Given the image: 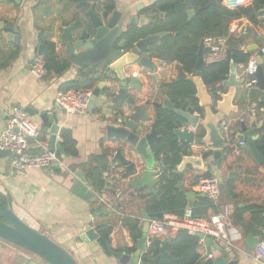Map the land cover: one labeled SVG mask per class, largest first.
Segmentation results:
<instances>
[{"label":"crops","instance_id":"crops-1","mask_svg":"<svg viewBox=\"0 0 264 264\" xmlns=\"http://www.w3.org/2000/svg\"><path fill=\"white\" fill-rule=\"evenodd\" d=\"M86 1L92 3L93 6L97 5L100 10H103L104 6L109 4L108 6L112 10L117 9L123 12L125 18L123 28L125 31L130 29L128 27L130 22L136 18H138V21L141 18L148 19L150 24L154 18L162 19L161 14L153 16L154 18L146 14V9L158 0ZM76 2L75 0H20V3H17L15 1L4 2L0 0V133L6 126L9 114L14 106H19L24 110L32 108L40 111V113L49 112L51 117H55L59 127L58 142L61 132L68 129L72 132L78 148L77 157L71 160L61 159L59 163L50 169H31L25 175H19L13 171L10 165V156H0V194L9 198L13 212L25 224L41 234L48 235L50 239L69 252L78 264H120L116 259L106 257L99 245L85 239L84 235L87 228L91 226L98 233V228L101 226L111 227L112 231L109 237L111 248L116 252L133 254L137 250L138 242L134 243L129 230L123 225V220H139L143 229L145 220L142 218V213L147 212L146 202L151 194L148 187L130 186L133 179L139 177V173L144 171V163L139 156L131 153L132 149L125 141L108 138L107 126L112 124L114 116L106 114L105 105L101 110L87 111L84 114H69L62 113V110L55 103L57 95L63 92L62 87L64 84L82 80L84 75L91 71L90 69L78 68L69 62L65 52V44L61 40L63 30L76 22L78 17H83L80 9L76 6ZM187 9L188 11L194 10L193 5L187 7ZM7 23H13L15 30L18 31L19 38L17 41L15 40L16 36L10 40L7 39V31L4 28ZM227 37L229 41L240 40V50L252 53V58L260 63L259 57L261 56V48L264 45V17L262 23L258 26L253 25L246 18L234 20L230 24ZM49 43L55 45L58 59L68 61L70 68L60 75L48 74L43 79H37L32 75L31 67L36 57H42L38 55V48L41 44L47 46L49 54ZM205 55L206 48H204V57ZM147 57L154 62L157 61L150 55ZM174 67L175 69L162 63V66L157 69L155 78L151 72L144 71L134 65L129 66L127 69L129 75L140 74L138 76L142 91L130 90V95L136 98V107L148 106L146 114L149 121L145 125L149 131L156 119L153 103L157 100L162 103L164 98L160 99L159 97V86L161 83L175 79L178 71L176 66ZM235 69L237 71L236 80H244L245 82L236 88L232 103L234 111L226 115L222 123L227 124L229 127L227 134H224L227 146L234 140L236 147H242L240 142L236 140V136L241 132V123H245L248 130L252 129L250 126L253 118L251 109L255 103L258 104L257 100L261 101L264 92L257 86L247 89L245 85L248 80L247 75L244 70L239 68V65H235ZM94 72H96V76L100 73L103 74L102 82L105 83L106 88H109L113 94L118 93L119 82L108 68H101L100 70H94ZM108 73H111L112 76H109ZM100 82L98 81V84ZM224 87L227 93L230 88L225 85ZM207 91L209 92L208 89ZM107 104H111L110 101ZM121 107L124 115L129 116L132 111L131 108L125 103H122ZM115 109H113V112H116ZM27 116L40 127L41 132H44V141L40 139L31 141V151L42 153L48 146L50 131L42 127L38 115L31 117L27 114ZM257 119L256 134L261 130V123H264V113L259 105ZM188 127L189 130H194L192 126L188 125ZM195 132L202 133L198 129H195ZM118 151H121L129 161L137 160L138 168L136 176L128 178L123 177L126 169L121 168L116 171L114 183L103 188H107L111 194L118 190L122 192V197L116 202V206L108 207L99 203L96 195L103 189L95 191L88 181H86V185L93 193L90 201H85L73 192V187L78 181L75 174L82 171L78 169L73 172L71 165L81 166L87 164L91 157L103 154H108L109 158L113 156L116 158ZM222 158L223 161L219 164L218 161L214 160L212 152V155L208 158H203L204 162L209 164L208 166L205 165L202 171L187 168L182 180L183 184L179 188L192 189L191 191L200 194L197 189L198 184L193 186V182L198 176L210 171L212 176L220 179V197L214 202L211 200L218 211L210 209L207 217L203 218L207 221L222 213L225 207L233 206L234 213L237 208L244 209L246 207L244 201L235 203L226 191V182L230 172L224 152ZM113 164L118 166V163ZM161 170L163 169L158 168L154 172L160 173ZM262 176L261 170H258L256 174L251 169H241L237 187L242 191L241 194L245 196L242 200L249 201V203L264 200V179ZM153 180L157 181L158 176H154ZM157 188L158 184L155 186L156 190ZM204 198L208 197L205 196ZM201 199L198 197L195 199L193 208L200 203ZM100 205L103 206V212L96 213L95 209ZM187 209L191 208L188 207ZM234 213L226 219L224 238L219 243L227 252L228 261H235L237 264H264V262L256 259L255 254L258 243L263 240L254 234L246 233L245 230V225L251 221V215L246 213L243 217L244 223H238L234 219ZM168 231L169 235L167 237L157 238L165 240L174 237L178 230L168 228ZM249 235H252L258 241L256 247L251 251L247 249ZM149 241L148 235V248L150 246ZM199 254L201 256L200 264L210 259L215 260L220 256L218 252H214L210 247H207L204 242L200 244ZM0 264L47 263L24 249L0 240Z\"/></svg>","mask_w":264,"mask_h":264},{"label":"water","instance_id":"water-1","mask_svg":"<svg viewBox=\"0 0 264 264\" xmlns=\"http://www.w3.org/2000/svg\"><path fill=\"white\" fill-rule=\"evenodd\" d=\"M4 2L15 1L20 3V0H3ZM76 6L80 9L83 17H78L77 21L72 23L69 27L63 30L61 40L65 44V52L68 56L69 62L83 69L100 70L101 68H108L117 78L119 82V89L117 94L112 96L103 95V91L106 89L105 83L102 82L103 74H98L96 79L101 81L97 87L93 90V97L88 106V112L94 110H101L104 105L106 107V114L114 118L112 124L107 126V136L109 139H118L125 141L132 149L131 153L139 156L144 163V171H141L139 177L133 179L130 186L132 187H148L150 194H156L157 190L155 186L159 183V180L154 181L153 177L158 176L159 172H154L155 169H163L166 164V158L162 161H157L155 154L151 148L153 144L159 142L162 136L159 135L157 127V119L150 127V131L146 128V123L149 121V117L146 114L147 105L136 107V98L130 95V90L142 91V85L140 83L139 76L134 77L129 75L127 69L129 66H137L144 71H149L156 77L157 69L162 66V62L152 61L149 57L150 48L153 45L160 44L161 40L169 35L167 32H163L157 35H151L146 38L140 39L133 45H130L127 41L126 34L129 31H125L123 28V21L125 20L123 12L117 9H110L104 6L103 10L97 8V5H92L86 0H75ZM116 2L117 0H113ZM216 2V0H210ZM194 0H185L187 7L193 5ZM194 10L188 11V15L194 16ZM154 18L153 16H151ZM164 15L161 14V18ZM154 20V19H153ZM152 20V21H153ZM151 21V20H150ZM151 21V22H152ZM138 24V26H137ZM148 19L138 18L130 22L129 28L137 27L142 29L149 26ZM7 31V39H12L14 36L17 41L18 31L15 30L13 23H7L4 27ZM204 41L200 43L198 60L196 64V74L188 76L183 67L176 63L178 74L175 77L177 81H192L197 88V99L199 105L204 110V115L192 114L187 111H182L176 108V105L168 97L163 100V107L169 112H174L183 118L186 122V126L178 129H174L173 133L178 138L181 146L186 147V154L182 155L181 163L177 168V175L180 179L177 188H180L183 184L184 173L187 168H192L195 171H202L204 166L209 163L204 162L203 158L193 153L192 147L194 145H203L209 151L213 152L214 160L219 164L223 161V152L227 149V141L221 129V124L224 121L226 115L234 111L233 98L236 88L244 84V80L237 81V71L235 65L231 66V73L224 85L229 87V91L226 93H219V99L214 100L213 96L207 91V87L204 85L201 72L205 68L204 62ZM38 55L42 57L48 56V48L46 45L41 44L38 48ZM260 63L258 72L256 74L257 87L264 92V68L263 57H259ZM110 101L111 104H107ZM261 104L264 105V95L261 98ZM122 103L127 104L131 108L129 116L119 113L122 111ZM59 108V107H58ZM116 108V112L113 109ZM60 109V108H59ZM62 110V109H61ZM25 112L34 117L39 116L42 127L50 131V139L48 142V149L51 152L57 153L63 160H71L72 157L65 154L60 143L57 141L59 134V127L56 123L54 116H50L49 112L40 113V111L27 108ZM264 113V107L262 108ZM62 113H66L62 110ZM114 113V114H113ZM127 119V120H126ZM188 125L192 126L194 130H189ZM251 130H248L245 123H241V132L236 136V140L240 143H244L243 150L249 151L257 163L264 167V157L258 150L256 143L259 136L256 134V128H258V119L253 117L250 123ZM264 128V123H261L260 129ZM198 129L203 133L198 134L195 132ZM0 156H10L9 152L1 151ZM116 159L120 161L122 165H125L124 178L134 177L137 174V164L135 162L126 159L125 155L118 151L116 153ZM76 177L78 181L73 187V192L85 201L92 199L93 193L86 185V179L82 172H77ZM188 199V207L193 208L195 199L204 198V194H197L193 191L185 193ZM214 202V200H212ZM96 213L103 212V206L100 205L95 209ZM230 215L234 213V207H229ZM142 218L145 220L142 237L138 241L137 250L131 253L116 252L111 248V245L103 237H101L95 229L91 226L87 228L85 233V239L89 242H94L100 246L104 254L108 258L116 259L120 264H157L159 257L144 262L142 260L143 255L147 252V237L150 231V223L152 219L147 212L142 213ZM197 238L203 239L207 247L214 252L219 253V257L215 260H208L203 264H237L235 261H228L227 252L221 245L213 240L211 237H204L203 235H197ZM0 240L11 243L25 251H28L47 264H78V262L60 245L54 242L46 234H41L36 230L25 224L12 210L11 206H6L0 202ZM257 240L249 235L247 239V249L249 251L256 247ZM167 240L162 242L160 249V256H166Z\"/></svg>","mask_w":264,"mask_h":264},{"label":"trees","instance_id":"trees-1","mask_svg":"<svg viewBox=\"0 0 264 264\" xmlns=\"http://www.w3.org/2000/svg\"><path fill=\"white\" fill-rule=\"evenodd\" d=\"M223 1L216 0L214 3L210 0H194L193 8L195 13L190 18L185 0H158L146 9V14L148 16L163 14L164 17L162 19L154 18L149 26L142 29H138L137 27L130 28L125 38L130 45H133L138 40L148 36L163 32L169 33L168 36L161 40L160 44L153 45L150 48V56L161 61L166 66H171L173 69H175V64L179 63L188 76H194L197 73V55L202 41L208 38L227 37L230 24L234 20L246 18L255 26L262 23L264 0H251L247 6L234 10L227 9L223 5ZM108 5H106L107 8L111 9ZM239 45L240 40H230L228 44V59L206 65L201 72L202 81L215 101L220 98L219 93H225L226 91L223 83L230 76L231 66L247 65L253 57L252 53L240 50ZM48 47L49 54L44 58L48 74L60 75L64 73L70 68L69 62L58 59L54 44L49 43ZM97 85L96 72L91 70L88 74L84 75L82 80H75L64 84L62 90H94ZM158 92L160 99L163 97L170 98L177 109L192 114L204 115V110L200 107L199 100L197 99V88L192 81H177L174 79L170 82H164L159 86ZM103 95L112 96L113 93L109 88H106L103 91ZM252 97L254 98V96ZM257 102L260 108L264 107L259 100ZM162 103L159 100L153 103L158 121V132L162 136V139L153 144L151 150L155 154L157 161H162L166 158V164L158 175L157 193L151 194L146 202L148 215L152 220L158 221L164 220L167 215L182 218L188 208V200L185 193L192 190L177 188L179 182L177 168L181 163L182 155L186 154V147L180 145L173 130L185 127L186 122L179 115L166 110ZM119 113L123 114V111H119ZM257 134L260 137L256 146L264 157V128L259 130ZM201 136H203V133H201ZM40 140H45L43 131L41 132ZM59 143L65 154L72 158L77 157V142L70 130L64 129L61 132ZM224 153L230 172L226 182V191L235 203L237 201H244L246 203L244 209H236L234 219L238 223H244L243 217L246 213H249L251 221L245 225L246 233L254 234L264 241V200H258L257 203H249V201L242 200L245 196L241 194L242 191L237 187L241 169H251L256 174L258 170H261L263 173L262 178L264 179V167L257 163L249 151L243 150L242 147H236L234 140L229 143ZM210 155H212V152L208 151L205 158H208ZM109 157L108 154L94 156L90 158L87 164L81 166L71 165V169L73 172L80 169L92 188L95 191H99L106 186L103 173L112 167V163H118L115 171L121 168L125 169V165H122L114 156L112 157L113 159ZM132 162L137 164V160ZM211 176L210 171L202 176H198L194 180L193 186ZM0 202L6 206H10L9 198L1 194ZM210 209L218 211L216 205L211 200L202 198L192 211L195 218L203 219L207 217ZM123 225L129 230L134 243H137L142 237L140 221L124 219ZM111 231L112 228L109 226L98 228L100 236L108 242ZM165 240L168 242V254L166 256H160V249L164 240L153 238L150 239V246L143 255L142 260L148 262L159 257L157 264L201 263V256L199 254L201 241L197 236L190 235L185 230H178L174 237ZM132 250L134 251L135 248Z\"/></svg>","mask_w":264,"mask_h":264},{"label":"built area","instance_id":"built-area-1","mask_svg":"<svg viewBox=\"0 0 264 264\" xmlns=\"http://www.w3.org/2000/svg\"><path fill=\"white\" fill-rule=\"evenodd\" d=\"M250 0H224L223 4L228 9L234 10L239 7L247 6ZM228 37L208 38L204 41L206 55L204 62L206 65L226 61L228 59ZM261 56L264 57V45L261 48ZM248 77L246 88L252 89L257 86L256 74L258 72L259 63L252 58L245 66L239 65ZM32 75L37 79H43L48 75L45 67V61L42 57H36L31 67ZM112 76L111 73H108ZM137 77L138 74H133ZM93 97V90H67L59 93L55 99L57 107L65 110L69 114H84L88 111V106ZM251 116H258V104H254L251 109ZM221 129L223 134H227L229 127L222 123ZM41 136L40 127L29 119L24 109L14 106L9 114L6 126L0 133V150L10 153L11 168L19 175H25L31 169H50L61 161L60 156L49 151L48 147L42 153H33L31 151V141H38ZM243 147L244 143H240ZM192 151L195 155L202 158L208 153V149L203 145H194ZM116 164L103 173V179L106 186L114 183L116 177ZM105 186V187H106ZM198 192L204 194L210 200L216 201L221 194V181L218 177L212 176L203 179L197 185ZM122 197V192L118 190L114 194L103 189L96 195L99 203L105 206H116ZM229 207H225L222 213L215 215L209 221L197 219L193 215L191 209H187L182 218L167 215L164 220H152L150 223L149 238L167 237L169 235L168 228L176 230H185L190 235H203L211 237L217 243L224 238V225L229 217ZM204 242L203 239H200ZM256 259L264 262V241H260L256 247Z\"/></svg>","mask_w":264,"mask_h":264},{"label":"rangeland","instance_id":"rangeland-1","mask_svg":"<svg viewBox=\"0 0 264 264\" xmlns=\"http://www.w3.org/2000/svg\"><path fill=\"white\" fill-rule=\"evenodd\" d=\"M69 253V252H68ZM70 254V253H69Z\"/></svg>","mask_w":264,"mask_h":264}]
</instances>
